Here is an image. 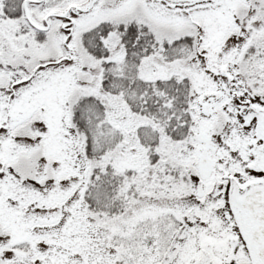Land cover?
<instances>
[{"label": "snow or ice", "instance_id": "6c2138e0", "mask_svg": "<svg viewBox=\"0 0 264 264\" xmlns=\"http://www.w3.org/2000/svg\"><path fill=\"white\" fill-rule=\"evenodd\" d=\"M0 264H264V0H0Z\"/></svg>", "mask_w": 264, "mask_h": 264}]
</instances>
